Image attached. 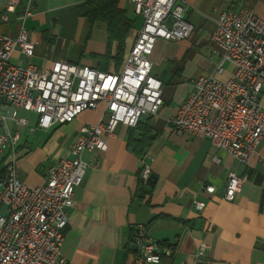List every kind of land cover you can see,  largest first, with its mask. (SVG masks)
<instances>
[{
	"label": "crops",
	"instance_id": "0c3cea01",
	"mask_svg": "<svg viewBox=\"0 0 264 264\" xmlns=\"http://www.w3.org/2000/svg\"><path fill=\"white\" fill-rule=\"evenodd\" d=\"M9 0H0V13ZM89 0H20L9 20H0V34L16 36L23 28L34 44L26 57L15 50L10 61L49 70L54 61L87 65L104 72H120L142 25L130 0H119L132 26L117 58V42L107 46L106 23L95 19ZM189 37L157 39L149 56L151 74L161 81L163 104L154 115H144L135 127L116 126L107 138V149L85 150L88 163L82 183L74 188L73 206L68 209L62 255L65 264H131L134 227L147 225L149 236L171 244V256L154 264H264V136L246 165H239L227 151L216 149L204 138L180 135L170 119L199 76L215 74L225 80L232 66L215 72L221 49L211 42L221 11L229 6L249 7L264 19V0H187ZM30 5L33 15L16 17ZM264 106V90L260 96ZM104 104L82 112L73 121L46 129L37 124L38 115L17 109L25 126L8 119L0 132L17 133L14 158L17 178L28 186L45 182L49 167L59 158H71V145L82 125L104 118ZM4 112V108L1 110ZM148 128L153 140L139 155L129 140L139 139ZM219 161L215 163L213 157ZM9 152L0 156L2 162ZM146 164L152 180L142 182L139 172ZM247 177L233 201L223 198L228 173ZM139 180L141 182H139ZM213 185L212 194L203 185ZM141 196V194H143ZM205 202L195 210L192 202ZM5 208L0 205V214ZM201 243L208 245L204 256H196Z\"/></svg>",
	"mask_w": 264,
	"mask_h": 264
},
{
	"label": "built area",
	"instance_id": "2783aa9c",
	"mask_svg": "<svg viewBox=\"0 0 264 264\" xmlns=\"http://www.w3.org/2000/svg\"><path fill=\"white\" fill-rule=\"evenodd\" d=\"M142 25L125 58L120 72H104L87 65L54 61L49 70L39 71L28 64L10 61L15 50L26 57L33 54L34 44L21 28L16 36L0 34V124L8 119L25 126L17 109L35 112L42 128L73 121L82 112L96 110L104 104V118L82 125L71 145V158H59L48 170L45 182L28 186L15 173L14 158L17 133L0 132V156H9L0 171V264H65L62 255L67 211L73 206V192L86 173L85 150L107 149V138L118 124L135 127L144 115L156 114L163 104L161 81L151 74L149 56L157 39L180 40L190 36L187 0H130ZM20 0H9L0 13L7 21ZM33 15L30 5L22 7L16 17L23 21ZM210 40L220 49L215 72L223 65L232 66L230 78L215 74L202 75L192 82L187 96L170 119L171 129L180 135L207 139L214 148L229 152L239 165H246L257 154L264 136V19L249 7H227L220 12ZM4 108V112L1 110ZM213 161L219 159L214 156ZM151 169L144 164L139 179L146 182ZM247 177L228 173L223 198L233 201ZM212 194L213 185H203ZM195 210L205 202L194 199ZM131 264H154L171 256L167 242H157L147 225L137 224L130 237ZM208 245L201 243L196 256H204Z\"/></svg>",
	"mask_w": 264,
	"mask_h": 264
},
{
	"label": "trees",
	"instance_id": "16d2710c",
	"mask_svg": "<svg viewBox=\"0 0 264 264\" xmlns=\"http://www.w3.org/2000/svg\"><path fill=\"white\" fill-rule=\"evenodd\" d=\"M119 0H89L87 3L95 7V19L104 21L107 29V46L111 42H117V58L125 45V39L132 26V21L127 17L126 12L119 6ZM153 140L148 128H144L139 139L129 140L134 146V151L141 155L144 148ZM139 182H141L139 180ZM144 195L141 194V196Z\"/></svg>",
	"mask_w": 264,
	"mask_h": 264
},
{
	"label": "water",
	"instance_id": "95a60500",
	"mask_svg": "<svg viewBox=\"0 0 264 264\" xmlns=\"http://www.w3.org/2000/svg\"><path fill=\"white\" fill-rule=\"evenodd\" d=\"M152 178H153V175L150 176L149 181L152 180Z\"/></svg>",
	"mask_w": 264,
	"mask_h": 264
}]
</instances>
